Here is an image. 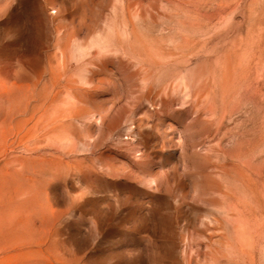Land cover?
Returning <instances> with one entry per match:
<instances>
[{
  "label": "rangeland",
  "instance_id": "obj_1",
  "mask_svg": "<svg viewBox=\"0 0 264 264\" xmlns=\"http://www.w3.org/2000/svg\"><path fill=\"white\" fill-rule=\"evenodd\" d=\"M0 264H264V0H0Z\"/></svg>",
  "mask_w": 264,
  "mask_h": 264
}]
</instances>
